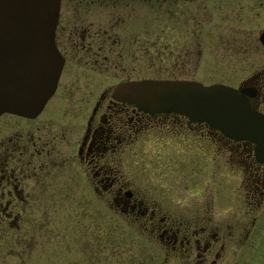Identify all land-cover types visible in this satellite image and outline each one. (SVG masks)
Segmentation results:
<instances>
[{
  "label": "flooded vegetation",
  "instance_id": "1",
  "mask_svg": "<svg viewBox=\"0 0 264 264\" xmlns=\"http://www.w3.org/2000/svg\"><path fill=\"white\" fill-rule=\"evenodd\" d=\"M166 2L164 24L169 56L175 47L170 37L176 29L181 44L180 55H190L191 45L200 48L204 13L192 11L196 2H205L204 9L209 5L206 12H210V19H213L208 22L210 28L206 36L214 45L206 57L230 61V58L239 56L248 58L252 45L264 49L260 41V34L264 31V0ZM105 11L110 13L108 19L102 16ZM54 42L63 64L56 89L46 104H57L60 111L63 104L71 102L72 108L81 110L76 114L83 112L78 121L72 123L69 148L64 154L70 164L57 165L55 157L58 156L53 155L49 141L39 132L27 130V125L18 121L21 116L11 113L0 116V249L24 254L32 246V241L38 247L41 245L38 238L42 235V191L43 187L49 186L45 181L47 175L43 174L46 171L54 176L67 174L63 177L67 184L61 187L58 184L53 195L50 193L51 198L59 199L55 195H60L71 202L86 204L92 197L99 201L101 196L115 190L111 206L123 216L132 218L148 240H158L157 247L164 253L162 264H219L220 253L229 246V240L230 264L248 262L249 250L258 247L264 234V162L257 159L253 142L229 138L205 122H192L175 112L139 110L135 105L113 99L111 91L114 86L109 99L99 92L95 101L84 104L90 97L91 80L97 77L102 82L107 75L111 53L115 54L112 61L117 62L131 60L139 53L148 58L152 55L150 58L153 59L154 0H61ZM200 54L199 49L198 56ZM212 83L228 85L238 93L251 88L253 94L243 95L254 109L264 113V69L229 71L226 79L207 84ZM38 116L23 118L37 120ZM187 132L209 143V148L204 150V166L210 172L221 160L229 164L231 176L236 175L239 179L234 193L240 199L234 196L231 202L230 221L220 222L204 207L192 213L185 210L179 215L163 213L160 205L139 195L133 187L130 189L120 175L126 166L133 168L136 162L133 158L144 146L152 150L163 138H175V149L184 157ZM194 142L189 144L190 148H196ZM128 156L131 157L130 165H124V158ZM57 188L59 194L55 193ZM29 207L34 209L33 213H27ZM224 228L229 234L222 231ZM237 253L243 260H235ZM87 264L154 262L118 260L109 263L104 255L103 259L87 261Z\"/></svg>",
  "mask_w": 264,
  "mask_h": 264
},
{
  "label": "rangeland",
  "instance_id": "2",
  "mask_svg": "<svg viewBox=\"0 0 264 264\" xmlns=\"http://www.w3.org/2000/svg\"><path fill=\"white\" fill-rule=\"evenodd\" d=\"M203 3L196 2L192 5V11L198 10L204 13L202 33L199 36L201 51L199 56V49L195 45H191L190 55H180L181 46H179L177 29L170 37L175 42L172 44L175 47L170 56L167 54V49L163 50L162 41L164 42L166 37L163 28L166 19L165 8L162 5H155L153 59L150 58L152 55L148 58L147 55L139 53L132 56L131 60L123 59L117 62L112 61L115 54L111 53L107 61V75L102 82L97 77L91 80L90 97L84 104L95 101L99 92L109 99L111 88L120 80L127 78H193L207 84L226 79L229 71L238 73L240 70L264 69V49L258 45L251 46L248 58L239 56V58H230L228 61L221 58L215 59L213 56L206 57L209 48L214 45L206 36L210 28L208 22H213V19H210V12H206L210 9L209 5L204 9ZM177 7L179 10V4ZM109 14L105 11L102 16L108 19ZM168 36H170L169 33ZM70 103L63 104L60 111L57 104H46L37 120L18 118L19 122L27 125L25 127L27 130L39 132L49 141L48 146L53 148V155L58 156L55 157L58 160L57 165L70 164L64 154L69 148L72 123L78 121L77 119L83 113L76 114L81 110L72 108L73 105L71 106ZM84 107L85 105L81 108L83 111ZM262 107L264 109V104ZM193 136L187 132L188 144L184 157L180 156L178 149H175L177 147L175 138H163L152 150L144 146L138 156L133 158L136 161L133 168L126 166L125 171H122L120 175L128 187H131L130 189L133 187L136 193L160 205L163 213L179 215L185 210L192 213L204 207L208 208L213 216L218 217L220 222L230 221L231 202L239 179L236 175L231 176L229 164L221 160L211 173L210 169L204 166L206 156L204 150L205 147L209 148V143L207 144L200 137ZM192 141H195L196 148H190L189 144ZM130 161V156L125 157L124 165H130ZM127 167L128 170H126ZM43 174L47 175L45 181L49 186L43 187L42 191V235L38 238V240L41 239V245L38 247L32 241V246L24 254L16 250L10 252L7 249H0V264H87V261L91 263L100 258L103 259L104 255L109 263L118 260L144 261L145 263L153 260L154 264L163 263L164 253L157 247L158 240H148L139 231V227L134 224L132 218L123 216L111 206L115 190L111 194L100 195L102 199L99 201L92 197L86 204L71 202L61 198L60 195H55L59 199L51 198L50 193L53 195V189L58 184L60 187L67 184V181L63 179L67 174L60 173L54 176L51 173L47 174L46 171ZM53 176L58 181L57 184ZM57 190L55 193L59 194V188ZM92 193L91 190V196ZM235 197L240 199L237 194ZM33 212V208L27 209V213ZM30 218L29 215L28 219ZM222 231L229 234L225 228ZM227 244L229 246L220 253L219 264H228V262L230 264V240ZM14 248L17 249L16 246ZM249 253L251 257L248 262L235 264H264V234L258 247L255 250H249ZM116 256L120 257L116 258ZM235 260L241 261L243 258H239L237 253Z\"/></svg>",
  "mask_w": 264,
  "mask_h": 264
},
{
  "label": "water",
  "instance_id": "3",
  "mask_svg": "<svg viewBox=\"0 0 264 264\" xmlns=\"http://www.w3.org/2000/svg\"><path fill=\"white\" fill-rule=\"evenodd\" d=\"M61 0H0V116L35 118L53 95L63 59L55 42ZM264 45V31L260 34ZM222 83L185 78H140L118 82L117 101L149 113L175 112L205 122L223 135L255 144L264 162V113Z\"/></svg>",
  "mask_w": 264,
  "mask_h": 264
},
{
  "label": "trees",
  "instance_id": "4",
  "mask_svg": "<svg viewBox=\"0 0 264 264\" xmlns=\"http://www.w3.org/2000/svg\"><path fill=\"white\" fill-rule=\"evenodd\" d=\"M155 5H162V6H164L165 12H166V10L168 8V6H167L168 4H167L166 0H154V7H155ZM164 23H165V21H164ZM163 28L165 30L166 37H165V41L164 42L162 41V44H163V47L162 48H163V50L164 49L166 50L167 49L168 39H167V29L165 27V24H164ZM154 43H155V31H154Z\"/></svg>",
  "mask_w": 264,
  "mask_h": 264
}]
</instances>
